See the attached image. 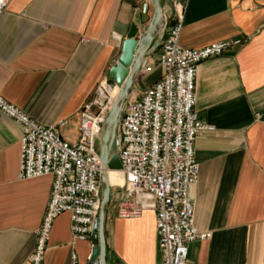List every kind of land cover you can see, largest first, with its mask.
<instances>
[{
    "label": "crops",
    "instance_id": "0c3cea01",
    "mask_svg": "<svg viewBox=\"0 0 264 264\" xmlns=\"http://www.w3.org/2000/svg\"><path fill=\"white\" fill-rule=\"evenodd\" d=\"M175 0H157L158 33ZM148 0H11L0 16V97L36 123L58 128L74 144L79 115L121 54L122 42L147 26ZM157 39L151 42V47ZM239 41L197 66L194 113L211 130L194 141L199 165L189 197L194 226L208 240L188 246L187 264H264V0H189L179 46L202 49ZM158 49L147 53L128 98L138 99L160 77ZM149 68V71H145ZM143 84V87L140 84ZM20 129L0 114V264H30L51 178L18 180ZM120 188L104 211L105 264H160L154 213L119 219ZM91 234L71 240L70 218L54 221L41 264H87Z\"/></svg>",
    "mask_w": 264,
    "mask_h": 264
},
{
    "label": "built area",
    "instance_id": "2783aa9c",
    "mask_svg": "<svg viewBox=\"0 0 264 264\" xmlns=\"http://www.w3.org/2000/svg\"><path fill=\"white\" fill-rule=\"evenodd\" d=\"M9 1L0 0V16ZM188 2L175 0L164 23L158 47L159 79L138 99H125L116 128L115 153L123 176L116 216L137 219L145 211L154 213L160 264H187L188 246L210 238L209 233L195 228L189 197L199 174L195 137L200 131L211 130L194 113V79L200 63L240 44L222 41L202 49L181 48L179 37ZM107 86L105 80L91 101L83 105L74 144L58 134L64 121L44 127L0 97V114L20 129L18 180L51 178L30 264L43 262L53 223L61 214L69 215L73 242L85 241L92 234L101 200V130L114 101ZM70 261L81 264L75 254Z\"/></svg>",
    "mask_w": 264,
    "mask_h": 264
},
{
    "label": "water",
    "instance_id": "95a60500",
    "mask_svg": "<svg viewBox=\"0 0 264 264\" xmlns=\"http://www.w3.org/2000/svg\"><path fill=\"white\" fill-rule=\"evenodd\" d=\"M153 5L154 12L151 17H147V5L140 8L141 23L147 24L143 35L139 39H126L122 42L121 54L116 63L109 68L106 75V84L115 86L118 89L117 96L104 120L101 139L99 143V159L101 166L102 192L97 218L94 222L92 235L95 245L92 247L87 264H105L104 252L105 242L103 237L104 211L110 196V185L107 181L106 171L121 170L118 155L112 153V146L115 142L116 128L119 122L122 104L128 97L133 86L134 78L142 66L144 56L153 54L159 47L164 33L159 34L158 30L161 22V8L157 0H148ZM157 39L151 47V42Z\"/></svg>",
    "mask_w": 264,
    "mask_h": 264
},
{
    "label": "rangeland",
    "instance_id": "374dc122",
    "mask_svg": "<svg viewBox=\"0 0 264 264\" xmlns=\"http://www.w3.org/2000/svg\"><path fill=\"white\" fill-rule=\"evenodd\" d=\"M143 84L141 83L140 86L143 87ZM115 145H116V135H115V142L113 143V146H112L111 154L115 153V151H116ZM108 181H109V185H110V190H114V189L122 187V185H123L122 173H120V172L109 173L108 174ZM102 188H103V185H102V181L100 180V191L101 192H102Z\"/></svg>",
    "mask_w": 264,
    "mask_h": 264
},
{
    "label": "bare ground",
    "instance_id": "6f19581e",
    "mask_svg": "<svg viewBox=\"0 0 264 264\" xmlns=\"http://www.w3.org/2000/svg\"><path fill=\"white\" fill-rule=\"evenodd\" d=\"M107 88H108L107 90L110 92L111 96L115 100L117 93H118V89L115 86H107ZM118 172L122 173L121 171H118V170L107 169V171H106L107 181H108V174L109 173H118ZM108 183H109V181H108Z\"/></svg>",
    "mask_w": 264,
    "mask_h": 264
}]
</instances>
